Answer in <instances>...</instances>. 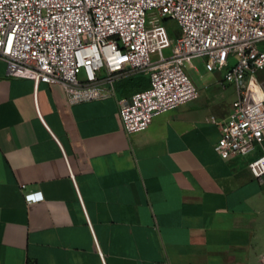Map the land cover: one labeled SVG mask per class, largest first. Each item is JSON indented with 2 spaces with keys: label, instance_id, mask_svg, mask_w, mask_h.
I'll list each match as a JSON object with an SVG mask.
<instances>
[{
  "label": "crops",
  "instance_id": "1",
  "mask_svg": "<svg viewBox=\"0 0 264 264\" xmlns=\"http://www.w3.org/2000/svg\"><path fill=\"white\" fill-rule=\"evenodd\" d=\"M228 67L128 134L120 92L71 104L0 59V264H264V184L249 169L264 142L215 151L238 99L220 85Z\"/></svg>",
  "mask_w": 264,
  "mask_h": 264
},
{
  "label": "built area",
  "instance_id": "2",
  "mask_svg": "<svg viewBox=\"0 0 264 264\" xmlns=\"http://www.w3.org/2000/svg\"><path fill=\"white\" fill-rule=\"evenodd\" d=\"M165 20L181 29L174 46ZM263 45L264 0H0V59L9 77L60 85L79 104L115 97L120 81L149 75V88L119 100L128 134L199 98L186 72L194 59L205 58L211 72L229 66L220 85L234 86L238 99L215 145L224 159L250 156L264 142ZM249 169L264 184V154Z\"/></svg>",
  "mask_w": 264,
  "mask_h": 264
},
{
  "label": "rangeland",
  "instance_id": "3",
  "mask_svg": "<svg viewBox=\"0 0 264 264\" xmlns=\"http://www.w3.org/2000/svg\"><path fill=\"white\" fill-rule=\"evenodd\" d=\"M163 24L169 31L170 38L173 41V46L175 45L177 38L181 36V29L178 23L174 20H165ZM163 43L165 46L164 57L170 58L173 54V47H169V41L167 35L162 32ZM264 50V45L262 46ZM159 58L158 55H153L152 59L157 60ZM233 62V61H232ZM186 72L189 77L192 79L194 84L197 86L199 91H204L205 88L215 80V77L219 72H211L207 65V60L205 58H196L192 61V65H188L186 68ZM224 74H222L223 77ZM80 79H84L85 74L83 70H79ZM258 77L260 80L264 79V71L258 73ZM149 75L141 74L139 76L134 77V80L130 82V84H137L139 82L148 83Z\"/></svg>",
  "mask_w": 264,
  "mask_h": 264
},
{
  "label": "trees",
  "instance_id": "4",
  "mask_svg": "<svg viewBox=\"0 0 264 264\" xmlns=\"http://www.w3.org/2000/svg\"><path fill=\"white\" fill-rule=\"evenodd\" d=\"M139 76V75H136ZM127 78L125 80H122L118 83L117 85V91L120 92V94L123 97H130L135 93L141 92L149 88L150 82L144 83V82H139L137 84H130L132 80H134V77Z\"/></svg>",
  "mask_w": 264,
  "mask_h": 264
}]
</instances>
